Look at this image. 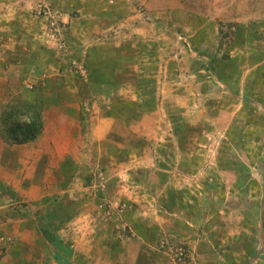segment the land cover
<instances>
[{
    "label": "rangeland",
    "instance_id": "obj_1",
    "mask_svg": "<svg viewBox=\"0 0 264 264\" xmlns=\"http://www.w3.org/2000/svg\"><path fill=\"white\" fill-rule=\"evenodd\" d=\"M58 258L264 264V0H0V264Z\"/></svg>",
    "mask_w": 264,
    "mask_h": 264
},
{
    "label": "crops",
    "instance_id": "obj_2",
    "mask_svg": "<svg viewBox=\"0 0 264 264\" xmlns=\"http://www.w3.org/2000/svg\"><path fill=\"white\" fill-rule=\"evenodd\" d=\"M152 13H149L148 15H151ZM149 25H151L150 23H148V22H146V24H145V27L144 28H147V26H149ZM134 29H135V27H134ZM137 31H138V29H137ZM111 54V53H110ZM122 54V55H121ZM121 54H120V57H123V52H121ZM119 56V55H118ZM112 62L114 63L115 62V59L117 58L114 54L112 55ZM114 75L115 76H113L112 75V82L114 83V82H116V84H110V86L109 87H112L113 89H115V90H118L117 88H119L120 87V89L122 88V85H124V81L122 80V72L121 71H114ZM101 77V76H100ZM102 78V77H101ZM119 89V90H120ZM120 92V91H119ZM114 98H117V97H114ZM120 99V98H119ZM122 100V99H121ZM44 127H45V129H44V134L45 133H47V130H48V132L49 131H51L50 133V135H53L54 133H55V130H56V128H52L51 129V125L48 127V125H47V127H46V122L44 123ZM64 127V128H63ZM68 127L67 126H62L61 127V129L62 130H60V132L62 133V135L63 136H65V135H68V134H66V129H67ZM54 135H58V132H57V134H54ZM71 136L72 135H68V136H66L65 138H66V140H68V143H69V140H71ZM55 142V145L57 146L58 145V141H54ZM15 147H14V145L13 146H11V149H14ZM66 150H67V147H66ZM57 152H58V150H56ZM71 151H72V149H71ZM60 153V152H59ZM58 153V154H59ZM68 153V152H67ZM62 158V157H61ZM66 167H64V169H65ZM63 259H61V258H58V263L59 264H62L63 262Z\"/></svg>",
    "mask_w": 264,
    "mask_h": 264
},
{
    "label": "trees",
    "instance_id": "obj_3",
    "mask_svg": "<svg viewBox=\"0 0 264 264\" xmlns=\"http://www.w3.org/2000/svg\"><path fill=\"white\" fill-rule=\"evenodd\" d=\"M26 107H29L31 106L30 103L26 104L25 105ZM30 110H33L32 108H30ZM13 114V111L12 113ZM13 117V115L11 116ZM42 115L39 114V117L35 118L33 117V120L31 121V123L29 125H27L24 129H23V140L21 143H25V142H28V141H31V140H34L37 138V136H39V134L41 133V129H42ZM53 242V245L54 247L58 248L57 244Z\"/></svg>",
    "mask_w": 264,
    "mask_h": 264
}]
</instances>
